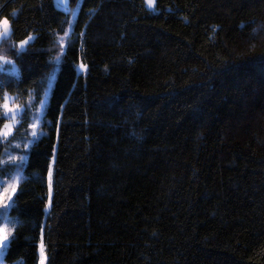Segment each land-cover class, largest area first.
<instances>
[{
    "label": "trees",
    "instance_id": "1",
    "mask_svg": "<svg viewBox=\"0 0 264 264\" xmlns=\"http://www.w3.org/2000/svg\"><path fill=\"white\" fill-rule=\"evenodd\" d=\"M4 18L0 105L36 104L67 14ZM60 60L5 264H264V0H82Z\"/></svg>",
    "mask_w": 264,
    "mask_h": 264
},
{
    "label": "rangeland",
    "instance_id": "2",
    "mask_svg": "<svg viewBox=\"0 0 264 264\" xmlns=\"http://www.w3.org/2000/svg\"><path fill=\"white\" fill-rule=\"evenodd\" d=\"M82 0H74L73 2L71 0H53L54 6L63 11L64 13L67 14V26L65 28V31L63 34L59 35L57 38L58 40V45H59V54H55L51 58V63L52 65V70L47 77V86L44 90L43 96L41 100L38 103H34V97L33 95H30L28 99L26 100L25 103L22 104H17L14 102V97L8 93L5 92L4 96H8L9 99V106H18L17 109V123L12 124V132L9 135L7 139H4L3 137H0V140L4 142L3 145V153L1 157V165L4 167L6 163H11L15 164L14 167H12L9 170H6L5 168L3 169L4 171L0 172V181L3 182L4 186H7L8 183H16L17 189L19 183L23 180L24 178V172L23 168L24 165L27 161L28 157V151L31 147V145L36 141L38 138H40L44 133H46V129L43 127V124L45 122V111L48 105V99L50 96V90L52 88V85L54 83V79L56 76V73L58 71V67L60 64V59L62 57V54L65 52V47L67 45V40L70 37V34L72 33L74 29V25L76 22V18L80 9V4ZM145 6L146 5V0H144ZM148 9V7H147ZM150 10V9H149ZM155 10V6L153 9ZM2 29V28H0ZM3 31V29H2ZM67 33V35H65ZM34 38L33 35H29ZM28 36V37H29ZM24 39L23 41H20L17 44V49L19 51H23L27 48L28 44L33 41H29L28 44L24 45L23 50H21V44L28 39ZM3 37H0L2 39ZM63 38V42L61 43V40ZM0 57H3V60H0V74H7L13 78H17L20 75V70L19 66L16 64L14 60L11 58H8L7 56H4L0 54ZM59 57V60L56 58ZM5 61H11V63H5ZM79 71H82L85 68H81V64L78 65ZM4 103V99L2 104ZM1 104V105H2ZM1 112L3 115L4 109L1 107ZM11 115V114H9ZM26 115L29 116V122H28V127L23 126L22 122L24 121ZM4 117V116H3ZM5 122L3 123L1 129H3L4 124L9 123V118L4 117ZM35 125V127H33ZM35 131L37 133L36 137L32 136V132ZM19 145V147H17ZM24 157L23 164L20 163L19 160H17L15 163L10 161L11 157ZM50 175V171H49ZM48 175V176H49ZM19 176L20 179L18 181H14L13 178ZM49 183H51V177H48ZM3 191V187H0V192ZM10 208L7 209V216L11 219L12 223L9 224V228L12 230V233L15 228L16 220L15 217H13L10 214ZM5 210L3 208H0V212H4ZM4 223V218L0 216V224ZM6 249L3 250V255L0 256V264H5L4 262V254H5ZM38 264H46V254L44 250L42 249V246L40 247L39 250V261Z\"/></svg>",
    "mask_w": 264,
    "mask_h": 264
},
{
    "label": "snow or ice",
    "instance_id": "3",
    "mask_svg": "<svg viewBox=\"0 0 264 264\" xmlns=\"http://www.w3.org/2000/svg\"><path fill=\"white\" fill-rule=\"evenodd\" d=\"M156 0H146V5L148 9H153L155 6ZM15 15V14H13ZM0 28L3 31H0V37L8 38L12 34V29L10 27V21L7 18L0 19ZM67 35V33L65 34ZM33 37L29 36L27 40H25L21 44V50H23L24 45L28 44ZM63 42V38L61 43ZM3 57H0V60H3ZM59 60V57L56 58ZM5 63H11V61H5ZM81 68H84V65H81ZM4 103L0 105L4 109L3 116L9 118V123L4 124L3 129H0V137L7 139L12 132V124L17 123V109L18 106H9V97L4 96ZM11 114V115H9ZM35 127V125H33ZM37 133L35 131L32 132V136L36 137ZM19 147V145H17ZM24 157H11L10 161L15 163L17 160L23 164ZM20 179L19 176L14 177V181H18ZM0 187H3V191L0 192V208H3L5 211L0 212V216L4 218V223L0 224V256L3 255V250L7 249L10 245V242L15 237L13 236L12 230L9 228V224L12 223L11 219L7 216V209L11 208L15 204V200L13 199L17 194V186L16 183H8L7 186H4L3 182L0 181Z\"/></svg>",
    "mask_w": 264,
    "mask_h": 264
}]
</instances>
